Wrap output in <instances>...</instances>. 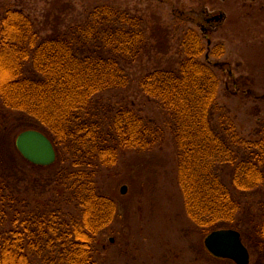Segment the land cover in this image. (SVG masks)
<instances>
[{"label":"trees","instance_id":"1","mask_svg":"<svg viewBox=\"0 0 264 264\" xmlns=\"http://www.w3.org/2000/svg\"><path fill=\"white\" fill-rule=\"evenodd\" d=\"M151 49L143 18L110 4L46 35L21 8L0 12V106L21 113L33 122L29 129L52 141L51 165L23 159L32 167L57 165L53 188L62 204L74 207L40 204L26 211L4 193L0 176V264H97L94 242L116 216L115 200L97 188L98 169L113 166L120 148L152 150L165 131L188 218L206 234L238 230L264 264V212L252 224L240 217L241 196L264 191V125L257 138H245L218 104L219 77L208 60L215 49H205L187 28L176 64L139 78L138 90L158 106L160 123L127 103L103 102L104 93L129 86L128 67Z\"/></svg>","mask_w":264,"mask_h":264},{"label":"rangeland","instance_id":"2","mask_svg":"<svg viewBox=\"0 0 264 264\" xmlns=\"http://www.w3.org/2000/svg\"><path fill=\"white\" fill-rule=\"evenodd\" d=\"M99 4L140 15L152 46L148 54L128 67L129 86L104 93V103H127L160 123V109L138 90V80L148 71L175 65L182 31L191 28L201 37L205 49H215L216 54H209L208 60L219 77L218 104L229 110L245 138L258 137L257 131L264 125V0H0V12L8 7L21 8L46 35L83 22ZM204 11L217 16L220 12L223 18L220 23L207 24ZM201 25L209 31L206 36ZM219 45L221 54H217ZM204 53L202 60H206ZM22 117L0 106L4 193L23 204L26 211L40 204L74 211L73 206L62 204L53 188L50 176L58 166L32 167L17 151V134L34 128L31 120ZM225 181L230 183L228 170ZM96 183L99 192L116 202L114 220L93 245L97 264H235L210 254L203 242L206 233L188 218L168 131L162 143L150 151L120 148L113 166L98 169ZM122 186H126L125 193H121ZM241 200L240 217L255 223L253 216L264 212V191L245 194ZM249 254L250 264H258L256 254Z\"/></svg>","mask_w":264,"mask_h":264},{"label":"water","instance_id":"3","mask_svg":"<svg viewBox=\"0 0 264 264\" xmlns=\"http://www.w3.org/2000/svg\"><path fill=\"white\" fill-rule=\"evenodd\" d=\"M217 20L219 16H214ZM15 147L29 163L49 166L56 158V151L47 135L37 129L20 131L15 138ZM126 186L121 187L125 193ZM204 246L210 254L221 259H229L235 264H250L248 248L242 241L241 234L233 228L216 229L204 237Z\"/></svg>","mask_w":264,"mask_h":264},{"label":"flooded vegetation","instance_id":"4","mask_svg":"<svg viewBox=\"0 0 264 264\" xmlns=\"http://www.w3.org/2000/svg\"><path fill=\"white\" fill-rule=\"evenodd\" d=\"M203 13H204L203 14L204 22L207 23V24L211 23L212 21L220 23L221 19L223 18V14L220 13V12L218 13L219 18L217 20L214 18V16H217V14L212 15V14H210L211 12L208 13L207 11H204ZM201 29L204 31V36H206L207 32H209V31L208 30L206 31V29L203 28L202 25H201ZM207 42H208V45H209L210 44V39L208 37H207ZM227 72H228L229 76L232 75V71L230 69H227ZM233 83H236V79L233 81Z\"/></svg>","mask_w":264,"mask_h":264}]
</instances>
